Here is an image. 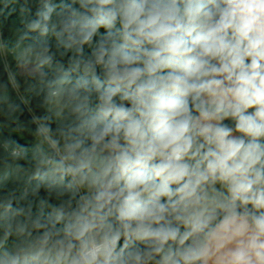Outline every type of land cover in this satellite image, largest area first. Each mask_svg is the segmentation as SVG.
Listing matches in <instances>:
<instances>
[{"label":"clouds","instance_id":"clouds-1","mask_svg":"<svg viewBox=\"0 0 264 264\" xmlns=\"http://www.w3.org/2000/svg\"><path fill=\"white\" fill-rule=\"evenodd\" d=\"M11 5L0 264H264V0Z\"/></svg>","mask_w":264,"mask_h":264},{"label":"trees","instance_id":"trees-1","mask_svg":"<svg viewBox=\"0 0 264 264\" xmlns=\"http://www.w3.org/2000/svg\"><path fill=\"white\" fill-rule=\"evenodd\" d=\"M15 9V11H13ZM20 14L18 5H11L9 9L5 10L3 14H0V40L5 41L8 44L9 50L14 49L17 43V33L15 29L20 25ZM7 63L11 64L12 68H15V61L12 58L11 51L8 52L7 56ZM4 64L5 60L0 61V74L4 71ZM23 95H27L26 93H22ZM33 106L35 105V100L32 101ZM39 111V109L37 110ZM27 112L24 113L22 119L27 118ZM13 134L21 139V142L28 141L29 143L30 138L29 134L26 131H18L16 133H12L10 129H6L3 131V135Z\"/></svg>","mask_w":264,"mask_h":264},{"label":"rangeland","instance_id":"rangeland-1","mask_svg":"<svg viewBox=\"0 0 264 264\" xmlns=\"http://www.w3.org/2000/svg\"><path fill=\"white\" fill-rule=\"evenodd\" d=\"M5 62L7 63V61H6V57H5Z\"/></svg>","mask_w":264,"mask_h":264},{"label":"built area","instance_id":"built-area-1","mask_svg":"<svg viewBox=\"0 0 264 264\" xmlns=\"http://www.w3.org/2000/svg\"><path fill=\"white\" fill-rule=\"evenodd\" d=\"M4 60H5V58H4ZM6 61H7V59H6ZM6 63V62H5Z\"/></svg>","mask_w":264,"mask_h":264}]
</instances>
